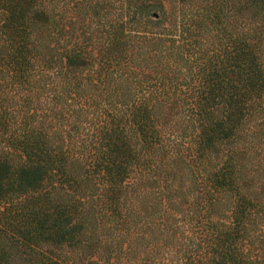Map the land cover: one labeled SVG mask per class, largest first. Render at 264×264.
<instances>
[{"label": "trees", "instance_id": "obj_1", "mask_svg": "<svg viewBox=\"0 0 264 264\" xmlns=\"http://www.w3.org/2000/svg\"><path fill=\"white\" fill-rule=\"evenodd\" d=\"M0 264H264V0H0Z\"/></svg>", "mask_w": 264, "mask_h": 264}]
</instances>
